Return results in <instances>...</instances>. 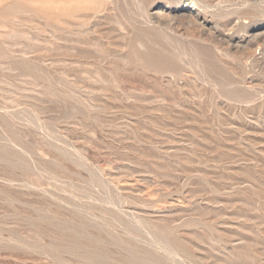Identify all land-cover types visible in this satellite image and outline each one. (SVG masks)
<instances>
[{"label":"rangeland","instance_id":"1","mask_svg":"<svg viewBox=\"0 0 264 264\" xmlns=\"http://www.w3.org/2000/svg\"><path fill=\"white\" fill-rule=\"evenodd\" d=\"M0 264H264V0H0Z\"/></svg>","mask_w":264,"mask_h":264},{"label":"bare ground","instance_id":"2","mask_svg":"<svg viewBox=\"0 0 264 264\" xmlns=\"http://www.w3.org/2000/svg\"><path fill=\"white\" fill-rule=\"evenodd\" d=\"M134 53V52H133ZM162 231V230H161ZM104 237V236H103ZM87 249V248H86ZM87 254V256L90 258V259H96L97 258V255H96V253H93L92 251H87L86 252ZM134 259V258H133ZM136 260V259H135ZM93 261V260H92Z\"/></svg>","mask_w":264,"mask_h":264}]
</instances>
